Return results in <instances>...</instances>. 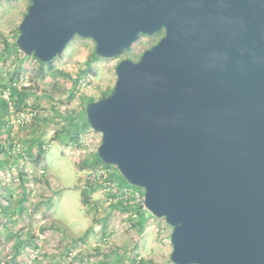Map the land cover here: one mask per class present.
<instances>
[{
  "label": "water",
  "instance_id": "1",
  "mask_svg": "<svg viewBox=\"0 0 264 264\" xmlns=\"http://www.w3.org/2000/svg\"><path fill=\"white\" fill-rule=\"evenodd\" d=\"M28 1L16 45L41 62L162 31L86 104L96 153L170 226L172 264H264V0Z\"/></svg>",
  "mask_w": 264,
  "mask_h": 264
},
{
  "label": "rangeland",
  "instance_id": "2",
  "mask_svg": "<svg viewBox=\"0 0 264 264\" xmlns=\"http://www.w3.org/2000/svg\"><path fill=\"white\" fill-rule=\"evenodd\" d=\"M28 4L0 0V97L10 104L0 123V134H8L0 138V264H172L171 228L144 207L138 213L142 192L131 187L123 197L105 185L106 177L91 181L94 168L86 165L100 134L85 123V99H99L113 86L118 62L137 59L162 31L141 36L115 57L93 58L86 70L94 42L74 36L50 67L14 47ZM11 85L27 92L18 108Z\"/></svg>",
  "mask_w": 264,
  "mask_h": 264
},
{
  "label": "trees",
  "instance_id": "3",
  "mask_svg": "<svg viewBox=\"0 0 264 264\" xmlns=\"http://www.w3.org/2000/svg\"><path fill=\"white\" fill-rule=\"evenodd\" d=\"M17 33H18V29H17ZM14 43H15V44H14L15 49L17 50V53L20 55L22 52L18 49V47H17V45H16V40H15ZM5 44H6L7 49H9L7 41H5ZM25 57H26V56H25ZM96 57H98V56H97V55L95 54V52L93 51V52H92V55H91V56L89 57V59L86 61V66H85V68H83V69H84V70L88 69V67H89V65H90V63H91V60H92L93 58H96ZM39 62H40L42 65L47 64V65H50V67H52V66H51V62H52V61H49V62H47V63H46V62H41V61H39ZM41 69H42V68H41ZM75 82H76V81H75ZM112 87H113V86H112ZM112 87H110V88L107 87V89H104V90L100 91V92H99V97H104V96H107L108 94H110V92H111V90H112ZM10 89H11V93L15 94V97H16L15 99H16V101H14V104H15L16 108H18V106L20 105V103H22V98L27 94V92H26L25 90L18 89V88H16L15 86H12V85L10 86ZM84 99H85V98H84ZM85 100H86V104H87L88 102H90V101H94V100H96V99H94L92 96H89V97H88L87 99H85ZM9 106H10V104H9L8 100H6V99L0 97V123H6V122H7V120H5V119H1V116H2L3 114H6V113L8 112V108H9ZM85 123L88 124V123H87V120H86V117H85ZM7 135H8L7 132H4L3 134H0V138H6ZM74 139L77 140V137H75ZM1 149H3V148H1V145H0V150H1ZM42 155H43V150H42L41 148H39V149H38V152H37V157H36V159H37L38 161H40ZM5 162L7 163V160H5L4 163H5ZM100 164L103 165V166H106V167H108V168L112 167L111 165H105L104 163H102V161L99 159V157H98L96 151L94 152V156H93V159H92V161L90 162V164H89V162H88V159H87V161H86V165H92L93 168L96 167V166H98V165H100ZM112 174H113V172H112ZM113 177L115 178V176H113ZM115 179H116L117 181H121V180H119L118 178H115ZM120 183H125V184H127V182L124 181V179H123L122 182H120ZM127 185L130 186V187H133V188H135V189H139V190L143 193V190H142V189H140V188H138V187H135V186H133V185H131V184H127ZM89 189L92 190L93 187H90V186H89ZM90 190H87V191H90ZM82 197H83V201H84V203L87 204V203H88V193L83 192ZM132 200H133L132 198H127L126 201H132ZM138 206H139V207H138V208H139L138 213L141 214V210L143 209V205H142L141 202H138ZM16 209H17V211L21 210L20 205H18V207H17ZM79 238H80V239H83L82 236L79 237ZM14 244H15V247L17 248V250H19V247L22 246V239L19 240L18 238H16ZM138 263H139V264H145L142 260H139Z\"/></svg>",
  "mask_w": 264,
  "mask_h": 264
},
{
  "label": "built area",
  "instance_id": "4",
  "mask_svg": "<svg viewBox=\"0 0 264 264\" xmlns=\"http://www.w3.org/2000/svg\"><path fill=\"white\" fill-rule=\"evenodd\" d=\"M91 174V181H94L95 183L98 182L102 177H106L104 180L105 185L111 189L112 191H115L116 193L122 194L123 197H126L131 192V187L124 183H119L115 178L111 175L112 170L106 166L98 165L94 167ZM136 199L139 200L141 203L143 201V193H137ZM143 205V204H142Z\"/></svg>",
  "mask_w": 264,
  "mask_h": 264
}]
</instances>
